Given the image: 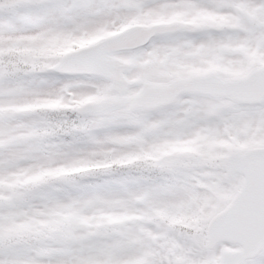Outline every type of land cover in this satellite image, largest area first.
<instances>
[{"label": "rangeland", "instance_id": "374dc122", "mask_svg": "<svg viewBox=\"0 0 264 264\" xmlns=\"http://www.w3.org/2000/svg\"><path fill=\"white\" fill-rule=\"evenodd\" d=\"M76 3L81 7L19 23L7 18L21 7L0 13V244L28 245L38 257L13 264H50L53 257H61L56 264H154L166 229L206 244L209 221L242 185L232 183L226 158L264 146V116L256 107L203 96L156 112L79 116L80 105L115 96L111 83L58 75L52 67L103 35L161 18L166 5ZM242 7L244 18L200 3L203 30L236 26L234 34L201 31L199 42L159 40L116 58L133 65L128 79L146 83L207 72L243 77L264 66V33L251 35L245 23L264 24V11ZM73 247L92 254L76 255ZM173 264L195 262L174 254Z\"/></svg>", "mask_w": 264, "mask_h": 264}, {"label": "water", "instance_id": "95a60500", "mask_svg": "<svg viewBox=\"0 0 264 264\" xmlns=\"http://www.w3.org/2000/svg\"><path fill=\"white\" fill-rule=\"evenodd\" d=\"M22 4V0H0V10L8 9ZM177 25H163L161 33H170L178 29ZM133 27L119 37L106 39L95 45L84 48L78 52L65 56L53 70L58 73L96 75L112 82L118 97L104 99L98 103H87L78 109L80 115H103L110 111L124 108L127 112L154 111L173 105L182 95H204L213 98L227 99L239 105L255 106L264 101V79H253L263 68L251 71L247 76L222 80L215 74L191 76L175 80L168 85L143 83L142 90L132 96H123L130 87L141 85L140 81H126L123 72L130 69V65L111 58L119 51L133 50L144 46L149 39L157 33V28ZM166 29V30H165ZM180 29V28H179ZM178 31V30H177ZM264 153V148L248 150L243 154L232 153L227 157V165L231 174H235L237 161L254 162L253 172L259 174L264 165L258 155ZM243 186L233 198L227 208L216 215L207 227V245L213 247L220 239L229 238L238 226L248 220L247 211H242L231 221L217 224V220L224 212L231 208L239 198Z\"/></svg>", "mask_w": 264, "mask_h": 264}, {"label": "snow or ice", "instance_id": "6c2138e0", "mask_svg": "<svg viewBox=\"0 0 264 264\" xmlns=\"http://www.w3.org/2000/svg\"><path fill=\"white\" fill-rule=\"evenodd\" d=\"M249 8H260L264 11V0H245ZM81 7L76 0H39L37 3L25 4L16 17H8V23H19L24 16L33 18H47L64 12L65 10ZM250 34L255 36L264 33V24L256 20L245 21ZM264 79V70L254 75L253 79ZM259 114L264 116V101L258 106ZM255 122V113H252ZM258 159L264 165V153L258 155ZM238 167L232 183L243 185L239 198L231 208L217 220V224L231 221L242 211H247L248 220L238 226L227 239H220L213 247H208L205 242L194 235L178 236L176 230L166 229L164 246L155 245L157 256L154 264H173V256H186L195 264L207 260L211 256L217 258V264H264V168L259 174L253 172L254 162L237 161ZM177 247L169 251L171 244ZM76 255L92 254L91 250L73 247ZM167 257V258H166ZM63 259H68L65 255ZM38 259L36 252L28 245L13 243L11 241L0 244V264H13V261H32ZM61 257L51 258L50 264H56Z\"/></svg>", "mask_w": 264, "mask_h": 264}, {"label": "flooded vegetation", "instance_id": "af4514ba", "mask_svg": "<svg viewBox=\"0 0 264 264\" xmlns=\"http://www.w3.org/2000/svg\"><path fill=\"white\" fill-rule=\"evenodd\" d=\"M139 6H141V10L143 8H153L158 9L159 6H164L165 13H161L163 15L159 19H152L151 21H140L133 24H129L127 27L120 29L119 31H114V33H108L107 35L101 36V38L108 37L110 35H114L122 30L133 26V25H143L148 26L152 24H185L189 27L185 29V31L178 32L176 34L170 35H160L154 39L155 42L157 41H165V40H172L173 43L181 40L187 39L192 42H199L200 41V31L202 28L200 27V3L202 2H210L216 3L220 10L225 11V9L230 12H237L241 18L245 17V11L243 9V5L245 4V0H133ZM222 13V12H221ZM236 26H229V27H219L217 29H213L211 27L206 28L208 32H214L218 30L227 31V34L232 33L235 30ZM229 29V30H228Z\"/></svg>", "mask_w": 264, "mask_h": 264}]
</instances>
